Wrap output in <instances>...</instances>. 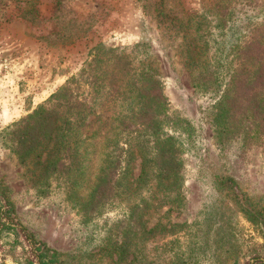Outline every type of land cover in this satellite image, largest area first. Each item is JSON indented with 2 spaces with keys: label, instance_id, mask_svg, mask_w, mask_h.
<instances>
[{
  "label": "rangeland",
  "instance_id": "1",
  "mask_svg": "<svg viewBox=\"0 0 264 264\" xmlns=\"http://www.w3.org/2000/svg\"><path fill=\"white\" fill-rule=\"evenodd\" d=\"M214 1L0 0V183L16 219L66 264H231L235 258L242 264L253 250L264 255V228L249 222L218 183L232 177L264 214V149L238 137L219 141L214 116L221 90H198L185 65L182 26L194 14L206 15ZM209 38L214 54L220 37ZM99 43L125 51L145 45L168 102L170 125L161 134L183 142L178 194L160 189L151 173L138 183L135 152L124 157L122 178L118 168L95 190L100 152L78 172L44 180L32 159L21 163L5 143L6 128L77 73ZM99 110L124 116L127 106L108 97ZM110 128L103 136H142ZM11 239L2 234L5 247Z\"/></svg>",
  "mask_w": 264,
  "mask_h": 264
},
{
  "label": "trees",
  "instance_id": "2",
  "mask_svg": "<svg viewBox=\"0 0 264 264\" xmlns=\"http://www.w3.org/2000/svg\"><path fill=\"white\" fill-rule=\"evenodd\" d=\"M205 14H194L196 18L189 17L182 26L185 65L193 86L202 92L221 90L214 116L220 142L238 137L264 149V0H215ZM214 34L220 39L213 54L209 37ZM125 50L102 43L93 46L77 73L6 128L11 136H3L4 141L21 163L32 159L48 180L52 174L78 172L100 152L98 190L118 168L119 179L125 175L122 161L135 152L140 156L138 183L151 173L160 189L179 193L184 148L179 137L161 134L164 123L170 125L162 82L143 43ZM108 97L126 103L124 116L121 111L106 115L99 110ZM181 122L188 127L187 121ZM110 126L118 133L142 136H103ZM248 132L249 136H228ZM218 183L230 190L249 222L264 228L263 211L237 189L232 177L220 178ZM4 232L12 235L7 247L1 240ZM253 251L242 264H264V255ZM5 255L23 264H66L56 249L37 240L16 219L8 189L0 183V264ZM231 264L240 261L235 258Z\"/></svg>",
  "mask_w": 264,
  "mask_h": 264
}]
</instances>
